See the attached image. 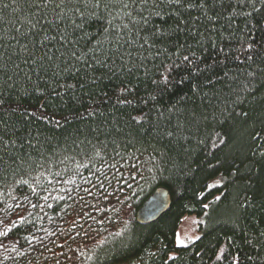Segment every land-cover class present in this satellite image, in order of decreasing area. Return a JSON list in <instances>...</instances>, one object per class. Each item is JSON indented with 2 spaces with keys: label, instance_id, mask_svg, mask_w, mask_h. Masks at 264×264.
I'll list each match as a JSON object with an SVG mask.
<instances>
[{
  "label": "trees",
  "instance_id": "1",
  "mask_svg": "<svg viewBox=\"0 0 264 264\" xmlns=\"http://www.w3.org/2000/svg\"><path fill=\"white\" fill-rule=\"evenodd\" d=\"M130 263L264 264V0H0V264Z\"/></svg>",
  "mask_w": 264,
  "mask_h": 264
},
{
  "label": "water",
  "instance_id": "2",
  "mask_svg": "<svg viewBox=\"0 0 264 264\" xmlns=\"http://www.w3.org/2000/svg\"><path fill=\"white\" fill-rule=\"evenodd\" d=\"M170 203L169 196L164 189L154 191L141 205L136 212V220L140 224H147L155 221L164 213Z\"/></svg>",
  "mask_w": 264,
  "mask_h": 264
},
{
  "label": "rangeland",
  "instance_id": "3",
  "mask_svg": "<svg viewBox=\"0 0 264 264\" xmlns=\"http://www.w3.org/2000/svg\"><path fill=\"white\" fill-rule=\"evenodd\" d=\"M197 219L194 216H184L176 235V245L184 246L197 235ZM178 240L180 241L178 243ZM135 264V263H130Z\"/></svg>",
  "mask_w": 264,
  "mask_h": 264
},
{
  "label": "snow or ice",
  "instance_id": "4",
  "mask_svg": "<svg viewBox=\"0 0 264 264\" xmlns=\"http://www.w3.org/2000/svg\"><path fill=\"white\" fill-rule=\"evenodd\" d=\"M99 2H100V0H96V6L98 7L99 6ZM184 60L185 61H189V58L187 57V56H185L184 57ZM190 62V61H189ZM167 71V70H166ZM154 83H160L159 81H154ZM163 83L165 84V85H167L168 83H169V81H168V78L165 76L164 78H163ZM180 241L178 240V243H179Z\"/></svg>",
  "mask_w": 264,
  "mask_h": 264
}]
</instances>
